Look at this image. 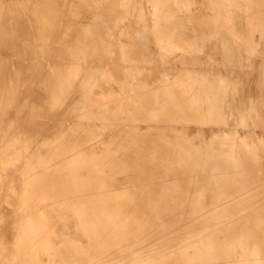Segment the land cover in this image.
Listing matches in <instances>:
<instances>
[{"label": "rangeland", "instance_id": "374dc122", "mask_svg": "<svg viewBox=\"0 0 264 264\" xmlns=\"http://www.w3.org/2000/svg\"><path fill=\"white\" fill-rule=\"evenodd\" d=\"M6 1V5L5 1H3V4L1 2L5 7L0 4V11L2 12L0 13V37L2 38H0V43L2 42L0 47V244L1 242L10 243L16 238L18 227L21 223L18 221L13 222L12 215L13 211L18 208H31L34 217L47 219L54 224L61 218L60 220L63 221V224L70 226L72 229L64 230V232L58 229V233L73 234L74 229L71 218L74 215L71 213L77 208L79 209L82 202H91L90 206L92 208L101 209L105 205H99L97 202H106L111 199H107L104 197L105 195L116 197L118 200H125L137 194L139 190L145 191L144 187L146 185L150 186L147 189L151 191L156 190V187L159 186V184L151 182L150 173L142 171L141 167L134 166L131 157L126 155V148H120V146L126 145L130 140L120 141L119 139L116 142L102 140V137L107 138L110 135L102 136L100 127L104 124L109 125L111 123L110 120L113 118L107 121L90 118L82 119L76 113H73L72 106H76L78 99L82 95L84 97L87 93L82 86L78 85L79 79L84 78V75H86V79L93 73H101L102 75L100 83L92 89L93 94L89 99V105H97V103L98 105H104L111 101L115 102L116 106H114V109H116L115 107L121 102L123 93L129 90L135 95L136 99H139L138 104L135 105L134 103L135 106L130 113V119L121 122L120 125L116 123L120 126L119 129L132 132L137 130L140 132L139 136L144 135L143 137L147 139V142L150 140L149 144H155V147L158 145L160 148L157 147V149L162 153H168V150L172 148V152L178 156L177 167H173L171 172L174 175H172V178L177 179L178 185L186 189L189 185L186 180L187 177L195 174L205 188L203 197H201L205 207H209L214 198L212 197L213 191L210 188L215 178L214 176H218L222 174L221 172L230 169V166L225 164L224 159L217 157V155L222 153L223 150L221 148L223 145L234 143L236 153H240L239 146L243 142V138L245 141L243 145L245 149L248 146V150H251L255 145L259 144L261 138H264V124H262L264 123V48L261 56L254 60L251 56H243L240 53L238 55L234 52L233 44L235 41L233 37H229L228 30L231 17L232 28L234 29V16L236 17V28L243 26V21L240 20L239 15L233 14L234 6H238V0H180V3L184 1L180 5V9L183 11L177 14L180 17L179 29H181L178 31L180 33L171 41L167 36L171 26L167 27V32L164 28L160 29L158 31L160 37L156 38L153 32L149 30H146L145 34H143L141 25L135 20L127 21L128 23L124 22L126 36L119 37L115 32H117V27L120 25L122 18V0H72L75 3H79V7L69 12L66 11L64 3L71 0H27L26 3L24 0ZM139 1L142 6H149L147 17L149 22L155 25L159 19L156 7L150 5L149 0ZM8 2L11 4H8ZM13 3L17 7L13 6ZM19 3L27 4L28 6L30 4L32 7L25 5L23 7ZM8 5L9 8H7ZM10 5L12 6L10 7ZM171 6L172 9H177L174 4ZM239 6L241 7V5ZM12 8L14 9L11 10ZM24 8L27 9L26 12ZM79 8L82 11L80 17L77 15ZM20 10L22 13H20ZM106 10L109 11L108 14H106ZM7 11L12 12V18L10 17L11 12L8 14ZM229 12H231V15ZM18 14L23 18L17 17L15 19L16 16H19ZM1 16L4 17L1 18ZM163 16L168 17V14L165 13ZM97 17L101 19H97ZM8 18L15 20L11 21ZM88 18L91 21L89 29L94 33V38L92 39L87 37L83 30V24L85 23L83 21ZM19 19L24 20L20 21ZM5 20L9 23H5L3 27L2 23ZM168 21L173 25L178 22L174 17L169 18ZM15 22L18 26L15 25ZM37 28L40 29L42 38L51 45L50 49L52 52H50V56L47 54L40 57L36 56L32 51L31 44L27 43L32 39L29 34L34 33ZM19 29L22 32L17 31ZM17 32L22 33V40L18 38L19 33ZM241 34H244V31ZM146 35H148V38ZM10 36L15 37L12 39ZM50 37H52L53 42H50ZM110 37L112 38L110 39ZM239 37L240 39L237 37L236 40L242 43V35L239 34ZM108 39L110 40L108 41ZM16 41L21 42L22 45ZM63 43H69L71 47H75L80 53L75 54L66 45L63 46ZM14 44L17 49L16 51H11ZM29 48H31L32 55H30ZM17 51L25 55H21L20 52L18 54ZM15 53L19 57L14 56ZM107 55L110 59L114 58L115 55L116 57L119 55L117 61L121 60L120 64L123 65H119L115 58L112 61L108 60ZM21 56H23L22 58L25 61H23ZM153 56L155 57L153 58ZM18 58H21L24 64ZM8 60L10 62L9 65H13L14 68L8 66ZM15 62L16 64H13ZM49 62L56 71L58 70L60 74L63 73L62 75H65L64 77L70 82V87H72L71 94L73 95H71V100L49 101L46 99L42 88L44 79L42 74L43 72L44 74L46 73L47 68L45 66ZM25 64L27 65L26 67L24 66ZM19 66H21V70L16 68H19ZM41 66L44 67L42 68ZM23 67L24 69L22 70ZM120 67L122 68L120 69ZM41 68L42 70L39 71ZM29 80L36 81L31 82ZM13 81H15L17 87H20L15 92V104L14 106H3L6 92L9 90L8 86ZM34 83L36 84L34 85ZM34 86L35 88H33ZM221 89L226 91L223 98L222 113L219 114V110L215 108L212 116H210V107L216 105L214 102L217 95L216 92ZM166 97L171 99V102L166 104L168 107L160 119L153 120L148 118L143 120L140 118L141 121H137L136 117L138 115L143 116L149 113L156 105L164 102ZM178 104L184 106L183 112L181 111L182 117L180 118L174 115V110H177L175 106ZM247 108L252 110L253 119L251 120L243 118V111L247 110ZM109 111L108 114H113V110ZM5 112L6 115L4 116ZM165 112L169 116H165ZM1 116L3 117L1 118ZM148 130L152 131V133L145 135ZM135 136L136 134L134 133L132 137ZM155 140H157L156 143ZM132 142L134 143V141ZM106 144L110 146L108 149L105 148ZM69 146L71 147L70 154L77 156L73 165L80 170L76 174V179H79V181L71 180L69 176V170L72 167L69 160H63L62 167H58V163L55 164L54 168L56 170L52 172H41L40 163L35 162L34 166L29 167L30 171L41 172L38 175L43 178L42 185L44 188L42 189L47 192L44 193L46 196L43 198L35 197V192L33 191V194L30 191V185L25 180L24 170L26 169V162H32L34 159L41 157L44 151L45 156L59 157V160H62L65 158V154H68L66 152ZM191 147L193 148L192 151ZM87 152L88 154L96 152L100 154L101 159L107 160L108 163L100 173L97 171L93 158L85 156ZM118 159H120V162ZM235 160L240 159L237 157ZM190 173L192 174L189 175ZM131 175L138 179L139 187H137L136 183L129 182L131 181ZM82 179H85L90 186V189L86 190L89 195L78 199L75 194L78 193V187H80ZM256 191L252 190L251 193ZM206 193L209 194L207 195ZM11 231L13 233H10Z\"/></svg>", "mask_w": 264, "mask_h": 264}, {"label": "bare ground", "instance_id": "6f19581e", "mask_svg": "<svg viewBox=\"0 0 264 264\" xmlns=\"http://www.w3.org/2000/svg\"><path fill=\"white\" fill-rule=\"evenodd\" d=\"M3 1H5V5H6L7 1L6 0H3ZM3 1L1 0L0 4L1 2L3 4ZM24 2L26 3L27 0H24ZM183 2L180 3V0H149V4L156 7L158 18H159L158 22L155 25H152L149 22V19L147 17V10L149 6L148 7L142 6L139 0H122V7H123L122 12H121L122 18H121L120 25L119 26L117 25L118 26L117 32L115 33L119 35V37L126 36L125 30H124V22L135 20L136 22H138V24L141 25L142 32H144L143 34H145L146 30H149L150 32H153V35L156 38L160 37V34L158 33L160 29L164 28L166 31L167 27L171 26V30H169L168 32L166 31L168 39L171 41L178 33H180L178 32L181 29V28L179 29L180 17L177 14L183 11L180 9V5H182ZM8 4H11V3L8 2ZM61 4H63V2ZM172 4H174L177 7V9L175 10L172 9V6H171ZM12 5L14 6L15 4L13 3ZM12 5H10V7ZM19 5L23 7L28 6L27 4L26 5L24 4L25 5L24 6L23 4H20V3ZM64 5H66V11L68 12L73 11L74 8L79 7V3H75V1L73 2L72 0L67 1L66 3H64ZM15 7L17 6L15 5ZM31 7L32 5L30 6V8ZM7 8H9V5ZM7 8H4V9L6 10ZM14 8H12L11 10H13ZM80 9L81 8L78 9L80 12L79 11L77 12L78 17H80V14L82 13ZM26 10L27 9H25V12ZM108 10H106L107 11L106 14H108L109 12ZM10 12H8V14ZM0 13L2 12L0 11ZM20 13H22L21 10H20ZM165 13L168 14V17L163 16L165 15ZM5 14L7 15L6 12ZM11 15H12V12L10 14V17ZM18 15L19 16H16L15 19H17V17L23 18L21 17L20 14ZM3 17L4 16H1V18ZM98 17L97 19H101ZM171 17H174V19L177 20L178 22H176V24L174 25L169 23L168 19ZM15 19H12V20L14 21ZM21 20H24V19H21ZM83 22H85L83 24V30L86 33V36L89 37L90 39L94 38L93 31L89 29V25L91 24L90 18L86 19V21H83ZM5 23L8 24L9 22L5 20V22L2 23L3 27ZM15 25H17L16 22H15ZM19 26L21 25L19 24ZM42 27L44 28V26ZM17 31H20V29ZM242 32L240 31V33ZM21 34L19 33L18 35V38H20V40H22ZM29 35L31 36L32 39H30L31 41H28L27 43L31 44L33 53L39 57L44 56L45 54L50 56V52H52L50 49L51 45L49 42L45 41V39L42 38L40 29L37 28L34 33H31ZM114 36L116 35L114 34ZM146 36L148 38V35ZM150 36H151V33H150ZM10 37L14 39V37L12 36ZM51 38L52 37H50V39ZM111 38L112 37H110V39ZM110 39H108V41ZM16 42H18V44L21 43L19 41H16ZM50 42H53L52 39ZM1 43H0V47L2 46ZM69 43H63V46L66 45L67 48L72 50L75 54L77 53L79 54L80 51L78 49H75V47H71ZM15 44L14 46H12L11 51L12 50L16 51L17 48H15V46L18 44L16 45ZM5 45L7 44L5 43ZM5 48H7V46H5ZM18 49L20 50V48ZM30 49L31 48H29V51ZM153 50L156 51L155 49ZM20 51H17L18 54ZM32 51H30V55H32L31 54ZM23 54L21 53V55ZM0 55H1V52H0ZM10 55H13V54H10ZM10 55H9V58H10ZM14 56H16V53ZM16 57H19V56H16ZM22 57L23 56H21V58ZM117 57L116 55L114 57L116 62H118ZM154 57L155 56H153V58ZM21 58H18V59H20V61L22 62L23 58L22 59ZM114 58L112 57V59H110L108 58V55H107L108 60L112 61ZM155 60L157 61V59ZM23 61L25 60L23 59ZM7 62H9V60ZM50 62L49 64H46L45 66L47 68L46 73L44 74L43 72L44 75L42 74V76L44 77L42 81V88L44 89V92H45L44 94H45L46 99H48L49 101H59V100L69 101L71 100L72 87H70L71 86L70 82L68 81L66 77H64L65 75L64 76L62 75L63 73L60 74L58 70L56 71V69L50 65L51 64ZM120 63H121V60L118 62V64L123 65ZM9 64L10 62L8 63V66H10ZM13 64H16V62ZM23 64H21V66H23ZM21 66H19V68L18 67L16 68L20 69ZM24 66L26 67L27 65L25 64ZM10 67L14 68L13 65H11ZM42 68L39 71H41ZM121 68L122 67H120V69ZM23 69L24 67L22 68V70ZM83 77L84 78L79 79L78 85L82 86V88H84L87 93L85 94L84 97L82 95L83 98L80 97L78 99V103L76 106H72V109L74 110L73 113H76V115L82 119L90 118V119H102L104 121H107L108 119L113 118L112 120L114 121L110 120L111 123L109 125L104 124L100 127V134H102V136L107 135V134L110 135L107 138L102 137V140L106 142L107 141L116 142L119 139L120 141L130 140L129 142L126 143V145L124 144L122 145V147L120 146V148L122 149L126 148L125 149L126 155L128 157H131V161L133 162L134 166H137L139 168L141 167L142 171L150 173L151 182L159 184V186H157L156 187L157 189L154 191L148 190L150 187L148 185H146L145 187L140 186V187H144L146 190L143 192L142 190L141 191L139 190L137 191V194L133 193L134 194L133 196H130L129 199H125V200H118L116 199V197L113 198L112 196L105 195L104 197H106L107 199L111 198L112 200L109 199L106 202L98 201L97 203H99V205L101 204L105 205L101 209L92 208L90 206L91 202L87 203V202L81 201L82 205L79 206V209L77 208L75 211H73V213H71L74 215V217L71 218L72 219L71 222H73V229H74L73 234L58 233V229H60L62 232H64V230L72 229L70 226L64 225L63 221L60 220L61 218L58 219V221L54 224L48 221L47 219L34 217L32 214L31 208H27V207L18 208L13 211V215H12L13 222L18 221L21 223L20 226L18 227L19 229L18 234L16 238H14L13 241L10 243L1 242L0 244V264H264V138H261L259 140V144L255 145L251 150H248V146H247V149H245L243 145V142L245 141L243 138V142L242 143L240 142L241 144L239 146L240 151L242 153L241 152L236 153L235 151L236 147L234 146V143L223 145V147L221 148L223 151L221 154L217 155V157L218 158L221 157L222 159H224L225 164L227 166H230V169L224 172H221L222 174L218 176H214L215 177L214 179L212 178L213 181L211 180L212 186L210 188L213 191L212 197L214 198H213L211 205L209 207H205L201 201L202 200L201 197H203L202 195L204 194L203 190L205 188L203 187L201 181L198 180V178L195 176V174H193L190 177H187L186 180L188 181L189 185L187 186L188 188L186 189H184L181 185L180 186L178 185L177 179L172 178L173 174H171V172L173 170V167L175 166L177 167L176 164L178 163L177 161L178 156L172 152V148L168 150V153H162L159 151V149H157V147H159L158 145L157 147H155L154 146L155 144L154 145L149 144L150 140L149 142H147V139L143 137L144 135L139 136L140 132H138L137 130L135 132H132L130 130L124 131L123 129H119L120 127L119 125L121 122L130 119V113L133 110L134 106L138 104L139 99H136L135 95L129 92L130 91L129 90L123 93V96L121 97V100H120L121 102L119 105H117V107H115L116 109H114V106H116L115 102H111V101L110 103H106L104 105H98V103H97L98 106L93 105V104H92L93 106L89 105V102H90L89 99L92 97V94H93L92 89L97 84L100 83V78L102 77V75L101 73H93L92 75L89 76L88 79H86V75H84ZM2 83H1V86H2ZM35 84L36 83H34V85ZM8 87H9L8 88L9 90L6 92L5 101H3V104H4L3 106H6V105L14 106L15 104L14 98L16 97L15 92L17 91L18 88L20 89V87L19 86L17 87V84L15 83V81H13L12 84H9ZM33 88H35V86ZM216 94H217L216 99L214 101L216 105L210 107V113H211L210 116H212L215 108L219 110V114L222 113V104L224 100L223 98L226 94V91L225 89H221L220 91L216 92ZM73 102H74V99H73ZM168 102H171V99L167 97L164 98V102H161L160 104L156 105L149 113H146L143 116L138 115L136 117L137 121H141L140 118H142L143 120L148 119V118L153 119V120H157L158 118L160 119V117L164 115V111L168 107L166 106ZM183 107L184 106H182L181 104H178L175 106V108L177 109L176 111L174 110L175 117L177 118L182 117L181 111ZM109 110H113L112 112L113 114H108L110 112ZM6 112L4 116L6 115ZM165 116H169V114L165 112ZM2 117L3 116H1V118ZM243 118L244 119L249 118L250 120L253 119L252 110L247 108V110L243 111ZM116 123L119 125H117ZM125 128H128V127H125ZM134 133L136 134V136L132 137ZM151 133L152 131L148 130L145 133V135H149ZM122 136H125V137H122ZM132 141H134V143ZM156 141L157 140H155V143ZM109 147L110 146H108L107 144L105 145L106 149H108ZM70 148L71 147L69 146L66 152L68 154H65L66 155V156L64 155L65 158L62 160H59V157L54 158V157L45 156L46 154L44 151L41 157H38L36 160L34 159L32 162H26L25 164L26 169L24 170L25 180L28 181L30 185V191L33 194L35 192L34 194L35 197L43 198L44 196H46V194L44 193H47L46 190L43 191L42 189L44 188L42 185L43 178L39 176L38 174H40L43 171L52 172L56 170L54 166L57 163H58V167H62L64 163L63 160H69L71 163L72 167H71V170H69L70 171L69 176L71 177V180L73 179V180L79 181V179H76V176H77L76 174L79 173L80 170L77 169L73 165L74 159H76L77 156L70 154L69 152L71 151ZM192 149L193 148L191 147V151ZM85 156L93 158V161L99 173L100 171H102L103 167L106 166V164L108 163L106 159H101L100 154H97L96 152L92 154H88L87 152ZM237 157L240 160H235ZM40 159L41 161H39ZM118 160L120 162V159ZM35 162L40 163V166L42 168L40 169L41 172L40 171H34V172L30 171L29 167L34 166ZM183 165H185V163H183ZM192 173H190L189 175H191ZM218 173L220 172L218 171ZM82 180L83 181L80 183V187H78L79 188L77 191L78 193L75 194V197L78 199L85 198L87 195H89L88 193H86V190H89L90 186L86 183L85 179H82ZM130 180L131 181L129 182L133 184L136 183L137 187H139L138 179H136L135 176L131 175ZM252 190H257L259 192L256 191L255 193H251ZM10 233H13V231H11Z\"/></svg>", "mask_w": 264, "mask_h": 264}, {"label": "crops", "instance_id": "0c3cea01", "mask_svg": "<svg viewBox=\"0 0 264 264\" xmlns=\"http://www.w3.org/2000/svg\"><path fill=\"white\" fill-rule=\"evenodd\" d=\"M229 14L231 15V12ZM233 14H238L243 21V26L236 28L235 24L233 29L232 17H229L228 34L234 38V52L238 55L240 53L243 56H251L253 60L259 58L264 48V0H238V6H234ZM234 20L236 23L235 16ZM239 30L244 31V34ZM239 34L242 35V43L236 40L237 37L240 39Z\"/></svg>", "mask_w": 264, "mask_h": 264}]
</instances>
